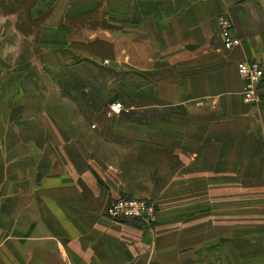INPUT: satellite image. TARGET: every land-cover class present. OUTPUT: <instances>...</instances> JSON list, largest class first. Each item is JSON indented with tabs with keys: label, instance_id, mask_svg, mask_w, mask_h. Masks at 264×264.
<instances>
[{
	"label": "crops",
	"instance_id": "1",
	"mask_svg": "<svg viewBox=\"0 0 264 264\" xmlns=\"http://www.w3.org/2000/svg\"><path fill=\"white\" fill-rule=\"evenodd\" d=\"M30 19L0 10V264H234L220 238H264V0H35ZM240 63L263 71L256 105ZM119 198L155 221L108 218Z\"/></svg>",
	"mask_w": 264,
	"mask_h": 264
},
{
	"label": "built area",
	"instance_id": "2",
	"mask_svg": "<svg viewBox=\"0 0 264 264\" xmlns=\"http://www.w3.org/2000/svg\"><path fill=\"white\" fill-rule=\"evenodd\" d=\"M219 35L225 51H230L239 46L240 40L234 34L233 22L225 15L217 20ZM106 61L104 64H107ZM238 75L244 83L242 92L246 104L256 105L260 102L259 86L263 78V71L257 64L240 63L237 67ZM124 111L119 103H111L105 114L112 120ZM107 216L114 220L138 219L146 225L155 221L156 211L154 205L148 201L134 198H119L114 201L107 211Z\"/></svg>",
	"mask_w": 264,
	"mask_h": 264
},
{
	"label": "rangeland",
	"instance_id": "3",
	"mask_svg": "<svg viewBox=\"0 0 264 264\" xmlns=\"http://www.w3.org/2000/svg\"><path fill=\"white\" fill-rule=\"evenodd\" d=\"M29 29L26 31L27 34L33 31V30L29 31ZM43 82L44 81H42V83ZM46 93L47 94H45L44 100L47 101L48 103L47 105L48 110H54L52 105L56 102L53 99H55L56 101L57 100L61 101V98L58 96H53L49 91H46ZM49 93L52 96L48 95ZM62 105H63L62 110L58 112L56 111H53V112H55L59 117L64 118L66 116L65 115L66 112L64 111L65 110L64 104ZM154 208H155V205H154ZM155 211H156V208H155ZM221 244L223 247L227 246V248H230L231 246H233V249H235V252L233 254L234 264H248V261H250V263L251 262H257V263L261 262L264 264V238L258 241L256 239H243L241 237L240 238L235 237L233 239L223 237V238H220L219 246H221Z\"/></svg>",
	"mask_w": 264,
	"mask_h": 264
},
{
	"label": "trees",
	"instance_id": "4",
	"mask_svg": "<svg viewBox=\"0 0 264 264\" xmlns=\"http://www.w3.org/2000/svg\"><path fill=\"white\" fill-rule=\"evenodd\" d=\"M35 6V0H11L10 3L7 5L0 0V10H9V13H16L18 14V22L21 31L23 32L24 29H27L29 25L33 24V21L30 19V11ZM83 50H87L86 46L78 45ZM119 222L128 223L131 225H138V222H141L138 219H121ZM142 223V222H141Z\"/></svg>",
	"mask_w": 264,
	"mask_h": 264
}]
</instances>
